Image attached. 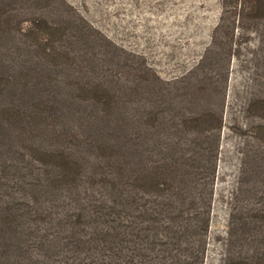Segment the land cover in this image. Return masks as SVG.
<instances>
[{
  "label": "trees",
  "instance_id": "trees-1",
  "mask_svg": "<svg viewBox=\"0 0 264 264\" xmlns=\"http://www.w3.org/2000/svg\"><path fill=\"white\" fill-rule=\"evenodd\" d=\"M14 2L0 0V264H205L221 117L211 129L192 116L169 128L159 110L115 111L139 95L115 96L97 69L96 78H76L89 63L62 46L81 36L94 47L93 29L68 15L55 23L34 13L21 23ZM226 6L212 63L217 48L232 57L234 29L245 22L264 45V0ZM129 66L143 80L141 67ZM66 68L74 87L58 80ZM64 89L73 90L65 97ZM255 105L261 123L247 129L251 142L222 200V264H264V95Z\"/></svg>",
  "mask_w": 264,
  "mask_h": 264
},
{
  "label": "rangeland",
  "instance_id": "rangeland-1",
  "mask_svg": "<svg viewBox=\"0 0 264 264\" xmlns=\"http://www.w3.org/2000/svg\"><path fill=\"white\" fill-rule=\"evenodd\" d=\"M226 2L228 8L232 0H54L56 4L50 8L35 5L32 0L13 3L20 22L42 13L50 21L62 23L68 15L80 19L97 34L94 47L81 36L79 40L62 41L75 61L89 63L84 67L87 72L78 77L70 68L64 69L58 79L62 84L64 80L74 87L75 77L96 78L93 71L97 69L98 76L109 80L115 96L139 95L140 102L126 103V108L119 102L115 111L131 109L134 104L146 111L159 110L168 114L164 120L169 128L180 126L182 116H192L200 117L196 127L211 129L218 126L221 117V156L205 264H222L221 243L227 229V210L222 200L236 180L241 151L251 142L247 129L261 123L252 114L259 112L255 102L264 95V45H258L252 24L243 23L245 30L234 29L237 36L232 57L217 48L215 61H211L215 55L212 33L219 23H224L221 18ZM232 15L228 12L225 17L230 19ZM132 63L141 67L143 80L139 81L138 72L129 66ZM72 90L64 89L65 97ZM245 109H251L250 113ZM188 127L196 129L193 124Z\"/></svg>",
  "mask_w": 264,
  "mask_h": 264
}]
</instances>
